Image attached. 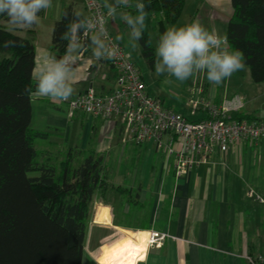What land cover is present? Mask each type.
Instances as JSON below:
<instances>
[{
  "label": "crops",
  "instance_id": "1",
  "mask_svg": "<svg viewBox=\"0 0 264 264\" xmlns=\"http://www.w3.org/2000/svg\"><path fill=\"white\" fill-rule=\"evenodd\" d=\"M99 1L107 13L109 29H117L116 14L109 16L105 3L115 5L107 0ZM67 4H72L76 12L86 17L82 0H55L51 8L42 11L40 23L32 27L34 31L29 35L36 54L34 68L46 52L57 58L65 55L66 52L58 53L52 48L51 34L53 23L61 17ZM186 4L187 0L178 22L167 27H180L199 19L209 30L215 27L221 35H225L232 13L231 0H194L190 11L185 9ZM119 5L125 8V5ZM26 30L17 28V33L26 35ZM79 45L74 67L75 92L69 99L89 88L101 94L107 93L114 82L110 63L106 59L95 60L93 49L96 45L92 41ZM182 84H169L171 90L163 84L160 92L170 96L173 88L178 95ZM203 89L207 97L216 101L224 99L209 95L206 86ZM159 97L164 103L165 99ZM31 104V123L36 118H45L46 127L56 130L52 136L57 134L64 138L61 131L65 129V139L76 128L81 129L83 141L79 144L80 148L86 151L92 149L100 154L98 118L81 111H74L70 117L66 102L46 97L32 95ZM185 108L187 111L188 108ZM242 108L239 110L241 113L251 116L250 111L244 112ZM69 119H72L73 128L68 126ZM105 122L108 126L103 128V132L117 131L115 124ZM112 136L114 144L124 149L114 133ZM77 141L80 143V140ZM76 145L74 143L72 147ZM112 145L113 142L106 146L102 144L101 149L107 150ZM132 146L141 147L137 157H131L134 158L132 172L109 181L137 189L138 202H126L117 189H107L102 196L96 193V206L91 211L81 264H127L131 257H135L133 264H248L246 255L264 254V208L246 194V190L252 188L264 195V140L257 145H231L224 152L215 148L205 162L190 167L187 173L181 175H176L171 159H163L142 145ZM108 190H115L118 194L112 195ZM98 228L104 231L94 230ZM153 230L167 233V236L160 245L147 246L148 232Z\"/></svg>",
  "mask_w": 264,
  "mask_h": 264
},
{
  "label": "trees",
  "instance_id": "2",
  "mask_svg": "<svg viewBox=\"0 0 264 264\" xmlns=\"http://www.w3.org/2000/svg\"><path fill=\"white\" fill-rule=\"evenodd\" d=\"M137 2L125 6L132 15ZM184 2L151 0L146 8V29L138 43L151 69L153 36L158 40L167 25L178 22ZM231 6L225 29L229 48L242 50L251 80L264 82V0H231ZM75 13L67 4L52 25V48L58 53L66 52L68 41L60 37L77 19ZM33 31L18 34L0 15V264H81L95 192L102 196L117 189L130 203L138 202V192L111 183L105 155L95 150L63 144L36 148L34 140L48 139L50 130L31 127L32 95L25 89L35 91ZM9 40L22 46L3 48ZM234 116L255 118L240 111Z\"/></svg>",
  "mask_w": 264,
  "mask_h": 264
},
{
  "label": "built area",
  "instance_id": "3",
  "mask_svg": "<svg viewBox=\"0 0 264 264\" xmlns=\"http://www.w3.org/2000/svg\"><path fill=\"white\" fill-rule=\"evenodd\" d=\"M87 28L82 30V42L92 41L98 35L105 45L115 51V58L106 59L112 68L114 82L104 94L93 88L68 99L67 114L81 111L92 117L116 125L121 146L130 143L151 149L163 159H171L176 175L187 173V169L205 162L215 148L221 152L231 145L251 143L257 145L264 140V118H238L234 113L244 105L240 95L216 101L203 94V84L195 83L189 88L186 99L188 115L166 107L161 98L148 91V86L136 64L129 59L126 50L116 41L107 25V13L99 0H82ZM249 198L263 205L264 195L252 188L246 190ZM167 233L149 231L147 246H158ZM248 264H264V254L246 255Z\"/></svg>",
  "mask_w": 264,
  "mask_h": 264
},
{
  "label": "clouds",
  "instance_id": "4",
  "mask_svg": "<svg viewBox=\"0 0 264 264\" xmlns=\"http://www.w3.org/2000/svg\"><path fill=\"white\" fill-rule=\"evenodd\" d=\"M147 3L138 0L134 5L135 15L126 13L121 19L130 28L132 47L135 41L142 38L146 29ZM117 4L128 6L129 0H117ZM52 7V0H0V15L7 17L11 28L28 29L40 23V13ZM108 15L113 16L116 8L105 3ZM77 19L68 25V31L60 39L68 41L63 57L46 52L37 66L33 69L32 78L35 80V91L31 87L26 93L37 97H46L52 101H66L75 92V62L78 58V34L87 28L88 18L79 19L82 13L74 14ZM96 45L93 49L95 60L113 59L115 51L108 48L98 35L91 37ZM122 40L123 36H117ZM22 46L17 41H5L3 48ZM154 70L156 76H163L165 84L183 83L196 73H204L212 84H221L233 73L242 71L246 61L242 50H230L228 36L221 35L215 27L209 30L199 19L183 26H168L159 35L155 48Z\"/></svg>",
  "mask_w": 264,
  "mask_h": 264
},
{
  "label": "rangeland",
  "instance_id": "5",
  "mask_svg": "<svg viewBox=\"0 0 264 264\" xmlns=\"http://www.w3.org/2000/svg\"><path fill=\"white\" fill-rule=\"evenodd\" d=\"M54 1L52 0V3L54 5ZM104 1V0H102ZM109 2H112L113 5L116 7V19H118V28L115 30H110V33L112 37L116 41H119L120 44L123 46V48L126 50L127 54L129 55V59L133 61L136 66L139 68L140 72L142 73L146 85L148 86V91L153 96H161L164 100V105L166 107H170L176 110H179L185 114H187L188 110L186 111V99L189 96V87L194 86L195 83H202L203 86L207 88V93L210 95H218L222 96L224 98H231L234 95H240L243 98L244 107L242 108V111L246 112V110L250 111V114L252 117L259 118L264 117V82H257L255 83L253 80H251L249 75V68L246 66L244 70L238 71L232 74L230 78L225 79L221 84H212L210 83L206 75L204 73H196L188 80L184 81L183 84L176 82L173 83L177 86L182 84L181 90L177 91L176 89L171 91V95L168 96L166 93H161V87L162 85H166L167 89L169 88V84H165L163 81L165 80V77L163 76H156L155 70L151 69L147 60L141 56V48L139 46L138 41H135V44L137 45L135 48L132 47V42L130 41L129 33L130 28L127 26V24L121 19L122 14L128 13L125 8L117 4V0H107ZM194 0H187V4L185 9L187 8L188 11L191 10L192 2ZM186 12V11H185ZM185 24H182L183 26ZM117 36H123L122 40H117ZM157 40L154 39L153 36V45L156 48ZM171 90V89H170ZM45 118H36L31 123L32 128L37 129H45L50 130V136L48 139H40L37 138L35 141L36 148H61L62 144L66 147H72L74 143H77V147L80 148L79 144H82L83 141V132L81 129H75V131L71 134L68 139L66 137L65 129L64 131V138H60L59 135L55 134L52 136V134L56 133V130L51 129L50 126L46 127ZM72 119H69L68 126L74 127L71 122ZM104 120L98 118L97 119V125H98V137H99V150L101 154L105 155L106 162H107V174H108V180L113 182V178L115 177H123L126 173L132 172V162L134 158L131 157H137V155L140 153L141 147H134L132 144L128 143L126 146L124 145V149L120 148V146L114 144V136L112 134L114 133L115 137L119 139L118 132H111V133H105L103 132V128H107V123ZM77 127V125H76ZM61 136V135H60ZM112 139V140H111ZM76 140H80V143ZM63 141V142H62ZM113 142L112 147L108 148L107 150L101 149L102 144L108 145V143ZM61 143V144H60ZM101 143V145H100ZM90 145L88 144L87 147ZM34 174V172H33ZM241 189V188H240ZM109 193H112V195L118 194L115 190H108ZM96 193L94 194L93 200L96 199ZM244 193V192H243ZM242 193V194H243ZM252 198V197H251ZM91 204V210L96 206V203ZM99 203V202H98ZM97 203V204H98ZM95 231H102L103 229H94ZM99 231V232H100ZM104 231V230H103Z\"/></svg>",
  "mask_w": 264,
  "mask_h": 264
},
{
  "label": "bare ground",
  "instance_id": "6",
  "mask_svg": "<svg viewBox=\"0 0 264 264\" xmlns=\"http://www.w3.org/2000/svg\"><path fill=\"white\" fill-rule=\"evenodd\" d=\"M100 210H101V208L99 209V212H100ZM101 215H102V213H101ZM135 257H131L130 259H129V262L127 263V264H133V262H134V259Z\"/></svg>",
  "mask_w": 264,
  "mask_h": 264
}]
</instances>
